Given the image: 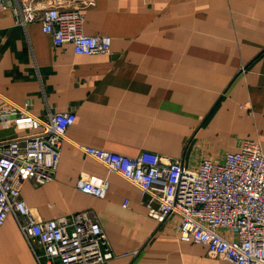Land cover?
I'll use <instances>...</instances> for the list:
<instances>
[{"label":"crops","instance_id":"1","mask_svg":"<svg viewBox=\"0 0 264 264\" xmlns=\"http://www.w3.org/2000/svg\"><path fill=\"white\" fill-rule=\"evenodd\" d=\"M94 2L82 33L111 38L107 55L56 48L40 24L22 28L0 11V111L15 106L42 121L75 114L53 179L23 184L25 206L38 221L91 212L110 244L109 264H230L179 241L177 217H148L150 197L81 148L127 158L149 151L191 171L246 140L264 153V0ZM38 131L0 126V140ZM97 177L109 183L103 198L77 191L80 178ZM0 264H38L11 216L0 225Z\"/></svg>","mask_w":264,"mask_h":264},{"label":"built area","instance_id":"2","mask_svg":"<svg viewBox=\"0 0 264 264\" xmlns=\"http://www.w3.org/2000/svg\"><path fill=\"white\" fill-rule=\"evenodd\" d=\"M93 6L94 0L74 6L66 0H0V11L10 12L16 25L40 24L53 46L70 45L76 56L110 53L111 38L82 33L84 11ZM74 122L72 112L49 113L42 121L15 106L0 111L4 129L40 130L0 140V225L13 218L38 264H109L113 258L91 212L38 221L21 196L24 183L40 186L53 179L65 133ZM81 149L150 197L148 217L158 224L177 217L179 241L202 245L210 257L230 264H264V153L255 142L246 140L222 162L203 160L193 171L180 160L149 151L127 158ZM108 186L106 179L80 178L76 189L101 199ZM220 230L232 235L231 240L222 238Z\"/></svg>","mask_w":264,"mask_h":264},{"label":"rangeland","instance_id":"3","mask_svg":"<svg viewBox=\"0 0 264 264\" xmlns=\"http://www.w3.org/2000/svg\"><path fill=\"white\" fill-rule=\"evenodd\" d=\"M224 233V232H223ZM227 233V232H226Z\"/></svg>","mask_w":264,"mask_h":264}]
</instances>
